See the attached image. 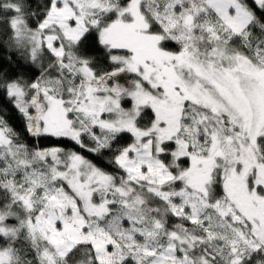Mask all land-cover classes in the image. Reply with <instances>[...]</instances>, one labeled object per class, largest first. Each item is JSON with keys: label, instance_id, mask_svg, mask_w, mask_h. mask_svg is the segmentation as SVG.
<instances>
[{"label": "rangeland", "instance_id": "1", "mask_svg": "<svg viewBox=\"0 0 264 264\" xmlns=\"http://www.w3.org/2000/svg\"><path fill=\"white\" fill-rule=\"evenodd\" d=\"M146 1L130 0L126 8L116 9L112 22L98 29L101 43L121 65L99 78L88 62L71 55L66 45L78 42L88 28L98 26L94 21L99 13L93 12L105 10L110 0H54L38 30L30 28L26 20H15L18 37L24 39L32 58L43 53L44 45L56 62L68 54L76 65L71 68L82 74L83 80L72 87L71 76L68 81L57 78L59 97L54 87L38 84L31 88V94L10 85L9 95L33 136L80 142L81 132H87L105 147L115 132L132 133L134 144L116 159L126 176L147 184L150 193L169 203L174 216L201 227L209 240L208 250L223 264H242L259 249L264 253V180L252 178L245 161L238 164L241 150L236 146L240 142L237 138L227 136L213 119L187 113L185 107L187 102L195 103L216 116L228 117L241 130L242 142L247 139L243 144L257 148L264 133V52L257 51L261 63L230 51L220 42L209 57L192 48L178 55L166 53L161 48L165 38L150 32V20L166 30L180 26L190 34L196 25L193 13L178 9L181 0H150L156 3L152 7ZM256 2L262 5L264 0ZM205 3L221 21L222 27L217 29L223 35H239L252 21L239 0ZM88 15L92 20L88 21ZM207 29L218 34L213 25ZM126 98L132 101L133 115L122 116ZM148 106L155 112V121L148 129H140L137 115ZM70 115L79 128L74 127ZM90 125L102 129L103 137L95 136ZM8 132L0 123V177L10 178L28 209H37L29 228L48 242L50 251L44 255L51 264H63L81 245L92 248L98 264H122L131 254L139 264H215L182 232L162 240L156 229L143 227V216L131 214H127L131 230L141 238L133 242L139 251L125 253L98 223L97 219L108 212L107 203H96L93 198L98 189L110 187L113 179L80 156L58 148L37 152L44 167L24 158L15 165L3 149L11 144ZM172 141L178 145L177 157L188 156L190 160L189 168L178 176L160 157L162 145ZM219 167L224 169L225 194L211 205L210 185ZM176 178L184 182V188L164 193L161 188L171 186ZM7 218L8 214L0 212V234L15 232ZM11 256L0 252V264H9Z\"/></svg>", "mask_w": 264, "mask_h": 264}, {"label": "trees", "instance_id": "2", "mask_svg": "<svg viewBox=\"0 0 264 264\" xmlns=\"http://www.w3.org/2000/svg\"><path fill=\"white\" fill-rule=\"evenodd\" d=\"M129 1L110 0L111 3L105 10L93 12L99 13L94 21L98 26L88 28L78 42L66 45L67 49H70L71 55L74 54L75 58H81L88 62L97 78L111 74L121 66L112 60L111 51L101 43L98 29L108 22H112L116 18L118 8H126ZM239 1L252 16L251 23L239 35L229 32L223 35L222 31L217 29L222 27V23L206 5V0H181L179 4L178 9L181 12L193 13L196 25L190 34L180 26L166 30L154 20H150L149 29L152 34L162 35L165 38L161 43V48L169 54L178 55L185 49L192 48L200 56L209 57L216 51L220 42L225 44L230 51L239 53L254 63H261L257 51L264 52V3L259 5L256 0ZM146 2L151 5L150 7L156 4L150 0ZM53 4L54 0H0V123L9 131L8 136L11 144L3 149L7 151L11 162L16 165L19 158H24L27 162L44 167L45 165L38 157L37 152L53 148L80 156L114 181L110 187L98 189L93 198L96 203H107L108 212L97 219L98 223L125 253L139 251L133 242L140 241L141 237L131 230V221L127 216V214H131L138 217L143 216V227L156 229L162 240L170 238L168 236L171 233L182 232L185 237L193 241L198 252L215 264H223L208 250L209 240L203 236L201 227L174 216L167 201L150 193L147 184L130 180L119 166L116 159L120 152L135 142L132 133L115 132L105 147L99 145L87 132H81L80 142L63 137L42 134L33 136L31 134L24 114L15 105L14 98L9 95L8 87L17 85L31 94V88L35 84L43 87L49 86L54 87L56 91H53L59 97L60 85L57 78L68 81V76H71L72 87H76L83 80L82 74L71 68L76 65L68 54L60 62H56L44 45L43 53L34 59L24 39L18 37L15 20L21 22L26 20L30 28L38 30V26L47 20ZM110 6L113 9L109 10ZM91 17L88 15V21L92 20ZM209 24L216 27L217 35H212L207 29ZM183 31L185 32L181 33ZM180 34H184V36L180 37ZM74 73L76 75H70ZM185 111L191 115H202L213 119L227 136L237 138V141L240 142L235 145L239 151L241 150L238 164L241 166V162L245 161L243 165L248 167L252 178L264 180V133L258 138L257 148L252 149L249 145L243 144L247 142V139L242 142L241 130L234 126L228 117L216 116L202 105L188 102ZM121 114L122 116L123 114L133 115L132 101L129 98L123 100ZM70 116L74 127L79 128L78 121L74 120L72 115ZM154 121V110L150 106L143 107L137 115L136 125L140 129H148ZM91 128L95 136L103 137L102 129L92 126ZM11 149H13V153H10ZM162 149L160 157L166 164L171 165L176 176L189 168L188 156L177 157L178 145L176 142L164 143ZM223 171L224 169L219 167L214 172L209 191L211 205L225 194ZM9 179L0 177V212L8 214L9 218L6 223L15 232L11 235L0 234V252L6 251L12 255L9 264H51L44 255V251H50L48 242L40 235H33L29 228L30 220L35 219L37 209L27 208L15 186L10 184ZM183 184L182 180L176 178L171 186L164 185L161 189L164 193L180 191L184 188ZM135 258V255L131 254L122 264H139ZM63 264H98V262L92 248L89 245H81L67 256ZM242 264H264V253L259 249Z\"/></svg>", "mask_w": 264, "mask_h": 264}]
</instances>
